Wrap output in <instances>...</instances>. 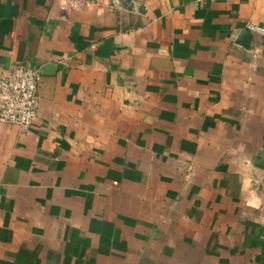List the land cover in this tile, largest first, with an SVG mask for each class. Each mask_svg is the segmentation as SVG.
I'll use <instances>...</instances> for the list:
<instances>
[{
	"label": "crops",
	"instance_id": "crops-1",
	"mask_svg": "<svg viewBox=\"0 0 264 264\" xmlns=\"http://www.w3.org/2000/svg\"><path fill=\"white\" fill-rule=\"evenodd\" d=\"M65 1L0 0V264H264V0Z\"/></svg>",
	"mask_w": 264,
	"mask_h": 264
},
{
	"label": "built area",
	"instance_id": "built-area-1",
	"mask_svg": "<svg viewBox=\"0 0 264 264\" xmlns=\"http://www.w3.org/2000/svg\"><path fill=\"white\" fill-rule=\"evenodd\" d=\"M80 1L86 5L100 3V0ZM72 7L73 5L66 0L63 14L67 15ZM248 30L264 35V29L260 27L248 26ZM39 79L40 72L27 65H16L7 73L0 75V124L24 129L33 125L39 107L37 94Z\"/></svg>",
	"mask_w": 264,
	"mask_h": 264
},
{
	"label": "water",
	"instance_id": "water-1",
	"mask_svg": "<svg viewBox=\"0 0 264 264\" xmlns=\"http://www.w3.org/2000/svg\"><path fill=\"white\" fill-rule=\"evenodd\" d=\"M250 42H251V34L249 33V31L244 30V31L240 34V36H239V38H238V40H237V44H238L240 47L246 48V47L249 46ZM49 69L51 70L52 68H49ZM41 74H42V72H40V75H41Z\"/></svg>",
	"mask_w": 264,
	"mask_h": 264
}]
</instances>
